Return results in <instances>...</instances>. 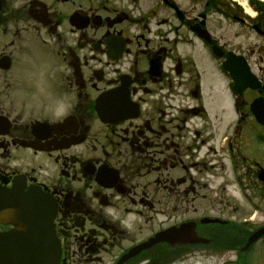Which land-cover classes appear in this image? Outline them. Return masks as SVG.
I'll return each instance as SVG.
<instances>
[{
	"label": "flooded vegetation",
	"instance_id": "flooded-vegetation-1",
	"mask_svg": "<svg viewBox=\"0 0 264 264\" xmlns=\"http://www.w3.org/2000/svg\"><path fill=\"white\" fill-rule=\"evenodd\" d=\"M212 9L0 0V264L37 242L55 264H264V73ZM230 53L258 87L237 94Z\"/></svg>",
	"mask_w": 264,
	"mask_h": 264
},
{
	"label": "rangeland",
	"instance_id": "rangeland-1",
	"mask_svg": "<svg viewBox=\"0 0 264 264\" xmlns=\"http://www.w3.org/2000/svg\"><path fill=\"white\" fill-rule=\"evenodd\" d=\"M216 1L220 4L224 3L225 6L224 10L222 11L223 15L221 13L212 15L213 27L219 22V26H216L213 32L219 36L221 35L222 38H225L227 41L224 43L228 45L231 44L232 48L240 51H245L248 49L251 52V55L247 54L250 58L251 68L253 70L259 68L264 73V35H258L253 29V24L256 25L257 23V26H259V28L264 31V19L261 22L262 24L254 20L258 14L259 16L260 14H264V9L261 12L255 11V9L250 6V4L248 5L250 0ZM252 1L257 4L255 0ZM259 8H264V6L261 5ZM236 15L244 19V21L242 23L237 21ZM225 95L227 96L226 115L228 123H232L234 121V117L230 109L231 100L229 99L227 93ZM208 109L210 110L209 105ZM210 112L214 111L210 110ZM228 175L231 176L230 171L228 172Z\"/></svg>",
	"mask_w": 264,
	"mask_h": 264
},
{
	"label": "water",
	"instance_id": "water-1",
	"mask_svg": "<svg viewBox=\"0 0 264 264\" xmlns=\"http://www.w3.org/2000/svg\"><path fill=\"white\" fill-rule=\"evenodd\" d=\"M24 208L34 209V206L33 205H26V206H24ZM259 234H260V232L256 233L250 239V241H252ZM25 249H27V252L25 251ZM39 250H42V248H38L37 245L34 246L30 250L28 249V247H21V259L18 262V264H48V262L47 261L45 262V260L43 259V257L45 256L46 250L43 249V251H41V252ZM36 251H38L39 253H42V255H39L38 253H36ZM43 252H44V254H43ZM30 256L33 258H31Z\"/></svg>",
	"mask_w": 264,
	"mask_h": 264
},
{
	"label": "bare ground",
	"instance_id": "bare-ground-1",
	"mask_svg": "<svg viewBox=\"0 0 264 264\" xmlns=\"http://www.w3.org/2000/svg\"><path fill=\"white\" fill-rule=\"evenodd\" d=\"M260 1H264V0H260Z\"/></svg>",
	"mask_w": 264,
	"mask_h": 264
}]
</instances>
